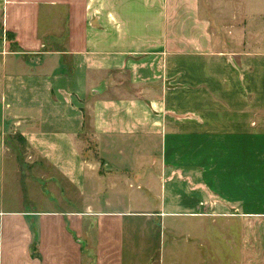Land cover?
Returning <instances> with one entry per match:
<instances>
[{"label": "crops", "instance_id": "obj_1", "mask_svg": "<svg viewBox=\"0 0 264 264\" xmlns=\"http://www.w3.org/2000/svg\"><path fill=\"white\" fill-rule=\"evenodd\" d=\"M91 14L0 0V264H264V0Z\"/></svg>", "mask_w": 264, "mask_h": 264}, {"label": "rangeland", "instance_id": "obj_2", "mask_svg": "<svg viewBox=\"0 0 264 264\" xmlns=\"http://www.w3.org/2000/svg\"><path fill=\"white\" fill-rule=\"evenodd\" d=\"M90 5H91V17H92V19L93 20H95V0H90ZM245 21H247L246 19H245ZM250 23V22H249ZM228 24L230 25V22H228ZM235 29H236V27L235 26H229V27H227V29L225 30V32L223 33V37H225V36H228L227 38L229 39H231V37H229L230 36V34H231V32H235ZM246 30L247 32L249 31H251V26H250V24H249V26H248V24H247V22H245V26H244V28H242V27H238V31H240V30ZM262 29V28H261ZM246 32V36L245 37H249L248 38V40L246 39V42H247V44H245V48L244 49H249L250 50V46H251V43H250V38H251V35H250V33H247ZM233 38V37H232ZM238 49H243V46L241 45V44H239V47H238ZM249 66H250V63H249ZM262 110H264V106L263 107H261V112H262ZM21 142V141H20ZM249 142V143H248ZM247 143H248V145H250V140H248L247 141ZM14 144H16V141H12V142H10L9 143V145H10V149L13 151V152H15L14 151V149H16L15 148V146H14ZM21 145H23V144H20L19 143V147H20V149H21ZM222 145L223 146H228V145H230V144H228L227 143V140H222ZM19 150V149H18ZM20 154H19V162H20V164H22V166H24V164H23V162H27V164H34V163H37L34 159H29V154L27 153V152H25V153H22V152H19ZM34 160V161H33ZM24 171H25V173H26V167L24 168ZM44 174L46 175V178L47 177H52L53 179L52 180H54L57 176L55 175V173H53V172H50L49 170H47L46 172H44ZM18 175L20 176V177H22V180L23 179H25V177H23L22 176V174H20V173H18ZM18 179V178H17ZM57 182L58 183H54V184H52L50 187L48 186V188H54L55 190H56V192H59L60 191V187H62L64 190H65V183L63 182V181H60V180H58V177H57ZM59 186H58V185ZM165 189H167L166 188V186H165ZM190 188H188V187H183V188H176L175 190H176V192H179L180 194H182L183 192H185L186 190H189ZM193 189V188H192ZM195 192H198V191H195ZM197 199V198H196ZM200 201H202V199L200 200ZM130 205V207H131V209L132 210H136V209H138V208H140V207H138V206H136L135 205V203L133 202L132 204H129ZM132 205V206H131ZM137 205H139V203L137 202ZM72 207L73 206H75L76 207V204H74V205H71ZM154 206H156V203H154L153 202V200H152V197L149 195L148 196V209L149 208H151V207H154ZM144 208V207H143ZM134 222V224L135 225H138V224H140V222L139 221H137V220H133L132 221V223ZM166 222L167 223H169L170 225H172V224H177V226H180V227H184V226H186V224H187V227H191V228H197V224H196V220H193V219H180V220H178V219H172V218H167L166 219ZM157 226V227H156ZM158 223H156V222H154V230H153V234H152V244H155L156 242H157V251H155V256H157V254H158V252H159V246H158V244H159V240H158V238H159V236H158ZM172 237L173 236H167V239H169V241L170 242H167V244L168 243H170L169 245H173V246H175L177 249H178V247L177 246H179L180 248L179 249H181V248H187V247H184V246H188V244L187 243H185L186 241H182V243H180V244H178L177 242H172L171 243V239H172ZM217 243H219V242H215V244H217ZM185 250H183V252H184ZM226 255H229V257L228 258H226L225 256ZM232 257H233V253L231 252V251H227V249H224V248H222V251H221V261H220V264H231V262L233 261V259H232ZM213 259L212 258H210V260L209 259H206V264H213ZM167 262H169V260L167 259L166 260V263L165 264H167Z\"/></svg>", "mask_w": 264, "mask_h": 264}, {"label": "trees", "instance_id": "obj_3", "mask_svg": "<svg viewBox=\"0 0 264 264\" xmlns=\"http://www.w3.org/2000/svg\"><path fill=\"white\" fill-rule=\"evenodd\" d=\"M17 139H19V140H21V138L20 137H16ZM21 144H22V142H20Z\"/></svg>", "mask_w": 264, "mask_h": 264}]
</instances>
